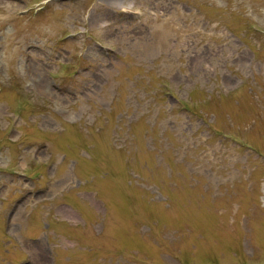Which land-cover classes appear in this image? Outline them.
<instances>
[{"label": "rangeland", "instance_id": "rangeland-1", "mask_svg": "<svg viewBox=\"0 0 264 264\" xmlns=\"http://www.w3.org/2000/svg\"><path fill=\"white\" fill-rule=\"evenodd\" d=\"M0 264H264V0H0Z\"/></svg>", "mask_w": 264, "mask_h": 264}, {"label": "trees", "instance_id": "trees-1", "mask_svg": "<svg viewBox=\"0 0 264 264\" xmlns=\"http://www.w3.org/2000/svg\"><path fill=\"white\" fill-rule=\"evenodd\" d=\"M188 106V105H187Z\"/></svg>", "mask_w": 264, "mask_h": 264}]
</instances>
